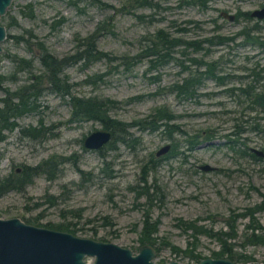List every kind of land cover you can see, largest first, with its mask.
<instances>
[{"label":"rangeland","instance_id":"374dc122","mask_svg":"<svg viewBox=\"0 0 264 264\" xmlns=\"http://www.w3.org/2000/svg\"><path fill=\"white\" fill-rule=\"evenodd\" d=\"M139 1L12 0L0 16L6 30L0 43V75L6 78L1 88L10 91L43 72L35 43L57 58L70 56L76 42L103 22L106 33L96 44L106 58L84 68L79 60L62 74L72 85L70 94L116 101L109 117L130 125L122 133L115 128L116 139L126 136V143L113 140V149H87L84 138L103 128L101 123L70 121L69 97L45 90L35 111L18 117L19 126L0 142V181L44 160L50 169L58 163L61 172L52 180L37 176L23 191L1 194L0 219L18 218L60 232L65 231L56 227L64 224L76 237L114 243L133 254L148 222L156 224L150 238L157 243L146 244L156 251L154 264H196L193 256L213 258L212 252L220 249L219 240L200 229L230 232L226 220L232 221L231 213L256 205L262 208L253 214L254 224L264 227V111L252 109L239 90L251 86L264 93V49L259 44L264 19L242 16L263 7L264 0H210L204 6L193 4L196 0H147L151 4L145 6ZM222 12L235 19L229 21ZM158 29L201 46L176 47L170 55L174 59L153 68L142 53ZM244 29L259 36V42L248 44L254 36L246 38ZM19 57L31 61L30 70L18 68ZM190 57L214 62L216 76L202 80L191 98L174 91L195 70ZM180 64L190 69L182 72ZM2 89L0 98L6 93ZM158 108L174 119L154 131L156 122L144 119ZM166 144L169 150L157 156ZM151 163L155 167L147 168ZM205 165L210 169L203 170ZM189 221L195 231L184 228ZM250 221L236 218L235 238L226 241L234 244L236 255L250 258L248 264H264V245L242 244ZM94 260L84 258L86 264Z\"/></svg>","mask_w":264,"mask_h":264},{"label":"trees","instance_id":"16d2710c","mask_svg":"<svg viewBox=\"0 0 264 264\" xmlns=\"http://www.w3.org/2000/svg\"><path fill=\"white\" fill-rule=\"evenodd\" d=\"M86 1L99 2V0ZM206 1L210 0H196L193 4L204 6L206 4ZM150 4L151 2L147 0H142L140 2V5L142 6ZM103 5L107 6L104 3ZM110 7L112 6L110 5ZM242 16H245L246 19L250 18L249 13L246 12L242 13ZM104 26L105 25L103 24V22H100L96 26V29L93 33L86 37L80 38L76 42L74 53L70 56L57 58L56 56L49 53L43 44L35 43L40 52L39 60L43 67V72L41 74H31V82L27 85H22L14 91H10L9 89L4 87H2V89L1 86L6 80V78L3 75H0V89L6 92L4 97L0 98V142L5 139L6 132H11L19 126L15 122L18 117L22 116L26 112L29 113V111H35V101L43 94V92H45V90H48V92L59 94L62 97H69L68 104L71 107V115L69 119L70 121L88 120L99 122L101 123L103 128L109 129L112 133V138L111 141L104 146L105 149L115 148V145H110L113 140H118L121 143L127 142L126 136L121 135L116 139L115 130L118 129L121 131L120 133H122V131H125L126 127L130 125L124 126L122 122L116 121L115 119L109 117L110 111L118 107L117 102L111 99H100L97 97H80L78 95L70 94L72 85L67 82V77L62 74L64 67L76 64L79 60H81V62L83 61L84 68L102 58H106L107 54L104 51H101L96 44L97 39L101 35L106 33ZM254 26H257V24H255ZM254 26H252L250 30L253 29L252 31L258 32V27L255 28ZM242 33L246 38H248L249 36H254L251 37V40L254 41H250L249 39L247 40L248 44L250 45L252 43L256 44V42H259L258 40H260L259 36L250 35L249 31H246L245 29L242 31ZM20 40L24 39L21 38ZM259 44L262 45L261 48L264 49V40H260ZM182 45H184V48H188V46H193L195 49H197L196 47L201 46L200 44L183 40L180 37H171L168 32L164 31L163 29H158L154 33L153 37L149 39V45L146 47V49H144L142 56L147 57L148 60H151V67L155 68L156 66L163 64L164 62H168L169 60L174 59L172 56H170L172 50L176 47L179 48ZM183 53L182 55H187V53ZM187 60L189 61V63L195 65V70L193 73L190 72L187 77H184L181 81V84L174 85V91H177L176 93L180 96L185 95L190 96L191 98L193 97L192 94L194 93L196 87L201 84L202 80L209 77H216L213 74L215 63L194 57H190ZM15 61L17 63L18 68H21L22 70H30V60L19 57L16 58ZM201 67L203 68V70L199 69ZM180 69L182 70V72H185L188 71L190 67L188 65L180 64ZM258 80L259 78L257 77L256 81ZM89 81L90 79L87 78L84 82L88 83ZM253 88L254 87L246 86L244 88H240L239 90L241 91L242 96L245 97L251 103L252 109L259 108L261 111H264V93H255ZM173 119L174 115H163L162 108H158L155 110L154 113L148 115L144 119V121H148L150 123V120H154L156 122V127L152 128V130L155 131L167 126L168 123H170V121ZM134 125H141V122H136L134 123ZM238 131L243 132L244 129H239ZM21 132L24 134H31L34 137L36 136L32 132H28L27 129H21ZM43 133L44 130L40 134ZM167 137L168 140L171 141V136L169 134L167 135ZM189 143L190 142L187 141L186 146H189V149H191V145H188ZM172 146L176 148L177 145ZM104 148L102 147V149ZM104 155L105 154L101 153V156ZM48 162L50 161L44 160L34 167L24 166L22 169H20V173H18L14 178H11V176L5 177L3 180L0 181V195L8 191H23L22 188L29 184L31 180L37 176L45 175L48 180L55 179L58 176L59 172H61L60 169H58V163L57 167L50 169L49 167L45 166ZM103 163L107 165L106 161H103ZM155 164L151 163L150 166H146L147 168L150 167L151 169H153L155 167ZM143 171L146 170L144 169ZM142 182L146 183L145 179H143ZM261 208V205H256L252 208H246L243 212L240 213H231L230 216L232 217V221L226 220V222L229 224L230 232H212L209 230L206 231L202 229H200L201 231H198L200 233H206L208 236L215 237L219 240L220 249L219 251L212 252L213 258H228L235 263L248 264V259L250 258L243 254L236 255L235 251L232 250L234 244H231V242H227L226 239L235 238V227L233 222L236 218L251 217V221L247 225V229H249L250 232L242 237V244L264 245V227L257 225V223L254 224L253 221V214ZM184 224V228L187 230L189 229L195 231L197 228V226L191 221L184 222ZM56 228L64 230L65 232H70L69 228L66 227L64 224H62L60 228ZM155 229L156 224L153 226L151 223L145 222L140 237L142 245L157 243L156 237L150 238L151 234L155 232ZM223 237L226 238L223 239ZM193 258L196 264H198V262L202 259L201 257L196 256H193Z\"/></svg>","mask_w":264,"mask_h":264},{"label":"water","instance_id":"95a60500","mask_svg":"<svg viewBox=\"0 0 264 264\" xmlns=\"http://www.w3.org/2000/svg\"><path fill=\"white\" fill-rule=\"evenodd\" d=\"M12 0H0V16ZM229 21L235 15L222 12ZM251 18L264 19V6L249 13ZM6 37L5 27L0 25V43ZM1 51V46H0ZM111 131L106 128L91 131L83 140L87 149L99 150L111 140ZM169 144L156 151V155L166 153ZM251 151L259 156L263 153L257 149ZM203 170H209L205 165ZM156 251L150 245H141L138 252L122 248L114 243L80 238L68 232H60L44 227L27 224L18 218L0 219V264H86L85 257H94L93 264H154ZM168 264H179L170 261ZM199 264H240L228 258H205Z\"/></svg>","mask_w":264,"mask_h":264},{"label":"flooded vegetation","instance_id":"af4514ba","mask_svg":"<svg viewBox=\"0 0 264 264\" xmlns=\"http://www.w3.org/2000/svg\"><path fill=\"white\" fill-rule=\"evenodd\" d=\"M250 17V16H249ZM251 18V17H250ZM252 19H254V18H252ZM257 20V19H256ZM259 21V20H258Z\"/></svg>","mask_w":264,"mask_h":264}]
</instances>
